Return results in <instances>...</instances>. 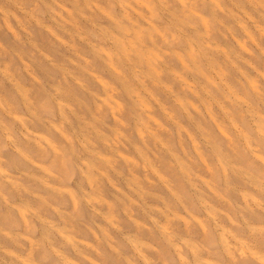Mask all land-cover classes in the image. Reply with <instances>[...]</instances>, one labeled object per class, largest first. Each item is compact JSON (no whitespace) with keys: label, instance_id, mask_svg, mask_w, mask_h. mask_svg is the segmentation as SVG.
<instances>
[{"label":"bare ground","instance_id":"1","mask_svg":"<svg viewBox=\"0 0 264 264\" xmlns=\"http://www.w3.org/2000/svg\"><path fill=\"white\" fill-rule=\"evenodd\" d=\"M3 2L16 11L11 14L0 7L5 30L17 38L6 20L11 14L22 34L30 28L45 38L46 50L60 60L56 64L30 41L37 59L40 54L49 68L35 67L50 72H44L47 80L58 79L52 85L55 94H48L43 107L50 119L45 121L37 114L39 101L35 104L28 95L34 88L39 96V83L26 88L6 67L0 70V162L3 159L29 188L14 182L1 166L0 184L13 189L21 205L28 206L22 193L29 197L37 208L25 211L30 222L51 230L43 229L41 238L48 242L47 235L56 232L70 243L65 231L72 228L68 214L49 207L60 225L39 217L44 197L59 201L66 196L71 216L79 207L85 217V238L99 236L106 263L120 254L112 240L121 238L133 247L141 264H157L154 261L162 256L152 243L167 252L170 264H264V0ZM89 85L111 103L110 126L94 115L104 106ZM19 104L27 119L18 115ZM63 110L74 123L68 134L52 122L57 117L69 124ZM97 124L114 139L110 141ZM39 125L41 131L55 132V142L42 139L44 132L39 136ZM160 133L175 142L173 147ZM135 155L140 163L131 158ZM39 157L48 158L60 177L40 180L33 173L39 169L40 162L35 161ZM137 165L150 174L149 181L163 197L140 187L134 174ZM160 165L165 172L176 173V185L165 178ZM107 171L146 196L140 211L155 209L145 199L158 201L166 226L149 216L147 224L129 218L126 227L132 232L123 233L110 210L124 208L129 200L105 189L104 185L117 189ZM198 184L213 203L204 199ZM167 199L184 215L171 209ZM188 203L197 204L208 223L197 218L192 207L187 209ZM13 204L0 197V238L16 247V238L4 226L31 229L24 211ZM98 218L110 224L114 237L95 223ZM174 222L176 234L168 230ZM189 233L205 238L203 249ZM182 245L189 256L183 255ZM36 247L30 241L25 255L13 256L17 263L4 264H38L30 258ZM146 247L149 258L141 252ZM53 249L50 254L40 251L39 258L46 264L70 263ZM0 250L10 251L1 244ZM124 263L133 264L127 259Z\"/></svg>","mask_w":264,"mask_h":264},{"label":"rangeland","instance_id":"2","mask_svg":"<svg viewBox=\"0 0 264 264\" xmlns=\"http://www.w3.org/2000/svg\"><path fill=\"white\" fill-rule=\"evenodd\" d=\"M0 7L4 8L8 12H10L11 14L16 13L14 7L11 5H8L7 3H4L3 0H0ZM11 14H8V16H7L8 19H6V20L8 22H10L9 24H11V29L15 33H17V38H15V36L13 34L11 35L10 33H8L5 30V28L3 27V20H5L4 19L5 16L0 11V70L3 71L4 67H6L8 69L7 73L9 75H12L16 81L21 83L26 88H29L33 85H37V83H39V90H40L39 96L36 95V91L34 88H31L32 90L29 91L28 95L31 98H33L32 102H34L35 104L38 103V101H39V109L37 110V114L39 115L41 120L42 121H45L46 119L50 120L48 114L45 112V109L43 107L46 105L45 101L48 98V94H52V95L55 94L54 89L52 88V85L55 84L54 82H57L58 79H56V81H53L54 80V77H53L52 80H50V81L47 80L45 77L46 75H44V72H48V73H50V72L46 71V70L41 72L40 70H38L35 67L34 64L39 65V67L43 66L42 68H49L47 63L41 58L40 54H39V59H37V57L35 56L34 49H32L29 46L30 41H32V43H34L39 50L42 49L44 52V55L47 54V56L51 60H54L56 64L60 60L56 55H53L52 52H49L48 51L49 49L46 50L47 49L46 47L48 45L45 42V38L40 37V36L32 33L30 28L27 29L28 30L27 33L24 32V34H22L23 30H21L20 28H18L16 26L14 19H13ZM30 35H31V37H29ZM261 44H262V47L264 48V43L261 42ZM17 55L20 56V58ZM50 68H51V66H50ZM28 73H31V75ZM58 82L61 83L62 85H64V83L62 81H58ZM89 87H90L89 89L92 90L93 92H97V96H98L97 102L101 103L102 106H104L102 108V111L99 114L94 112V115L97 118L100 117L102 120H104L105 123H107L110 126V124H112V123H110L112 121L111 117H110V115L112 113V111L110 110L111 109V107H110L111 103L106 100V96H104L105 94L102 91H97V89H95L94 87H91L90 85H89ZM46 92H47V94H46ZM104 100L106 102V105H104ZM190 100H192V99L190 98ZM192 102H193V100H192ZM193 103H195V102H193ZM18 108L20 109V111H17L18 115L23 116L24 118L27 119L28 116L21 109L22 106L20 104H19ZM80 115H81L82 119H84L88 122L90 121V117L87 116L86 114L80 113ZM63 116L69 121V124L61 123L57 117H52V122L57 126V128L62 129L63 132L68 134L70 131L69 127H74L73 126L74 123L72 120V116L70 115L68 110H63ZM158 118L160 120H162L161 117L158 116ZM182 123L187 128V130H189L191 133H193L195 135V133L191 127L186 125L184 122H182ZM41 126L42 125H39V136L41 135V137H42L43 132H44L45 135H43L42 139L48 138V139L55 142V140H56V138H54V136L56 135L55 132L54 131H51V132L41 131L40 130ZM96 126L101 131L103 130V132H105L106 128L100 126L99 124H97ZM124 129L125 130L127 129L126 124L124 127H122L120 129L121 133H122V130H124ZM105 134L107 135V138L110 139V141L112 139H114L113 135L111 133H108V131H106ZM126 134H127V132H126ZM51 135L53 137H51ZM160 135H161V133H160ZM161 137L163 138V140H165L167 143H169L172 147H173V144H175V142L172 141V139H170L168 137V135L166 136V134H164L163 136L161 135ZM115 139L118 141V139L116 137H115ZM149 144L151 146L152 143L150 142ZM120 150H121V148H120ZM179 153L181 154V152H179ZM131 158L135 162L138 161V163H140L139 160L137 159L136 155L131 157ZM35 161L38 163L39 162L41 163V164L39 163V169H34V171H33V173L37 177H39L40 180L42 179V180L48 182V181H51L50 179H52V177H54V179L56 177H60V174L57 172L55 167L52 166L48 162L49 161L48 158L43 159V158L39 157V159L35 158ZM157 164H159V163H157ZM0 166L8 172L9 177L14 182H16L21 187L29 188V185L25 181H23L21 176L17 175V173H15L12 169H9L4 164L3 159L0 162ZM136 168L137 169H134V174L140 183V187L143 188V190L145 189L146 191L154 192L155 194H158V195L163 197L164 196L163 191H161L154 184L151 183V181H153V180L150 178V174L146 173V171H143L140 168V165H137ZM161 169L163 170L162 166H161ZM192 171H197V169H195L194 166H192ZM163 172H164L163 174H164L165 178L172 180V182L176 185V183L178 182V179L176 177L177 176L176 173H175V175L174 174L171 175L170 173L165 172L164 170H163ZM107 174H108V177L112 180V182L116 185L118 191H117V189L116 190L108 189L107 185H104L105 189L112 191L118 197L124 198L125 201L129 200V205L127 203V206H125L124 208L114 207L112 210H110L111 214L113 215V217H111V218H113L112 220L120 227V229L123 233L129 234L132 232L130 228L126 227L127 219H129V218H133L139 222L147 224L149 222L147 216H149L151 218L156 219L158 221L157 223L159 226H164V227L166 226V222L164 221L162 215L159 213V212H163V211H161L159 209L161 207V204L158 201H156V200L154 201L151 199H145V203H147L149 205H153L152 207H154L155 209L144 208L145 212L140 211V209L138 207H141V204H142L141 201L143 200V198H146V196L138 193L140 191L132 190V189H134V187L129 188V185L126 182L118 179L117 178L118 176L113 175L111 172L107 171ZM207 178H209V177H207ZM150 179H151V181H149ZM198 187H199L200 191L203 192L204 199L206 201H208V203H210V204L213 203L212 199L209 197L207 192L204 191L205 188L200 184H198ZM206 194H207V196H206ZM2 195H4L5 198H8L10 200V204L15 203L12 206H16V207L19 206L20 209L22 211H24V213H23L24 217L26 220H28V223H29L31 230H28V229L25 230V228H23V225H20V224H17V226H15V227L4 226V227H6V230L8 232H11L12 237L16 238V243L18 244V246L15 247L11 243L4 241L3 238H0V244L3 245L6 248V250H8V249L10 250L8 253H6V252L3 253L0 250V264H4L5 262L17 263V260L13 256L15 254L25 255V253H27L28 243L30 241L35 246H37L36 248H34V251L32 252L30 258L33 259V262H36L38 264H46V260H41L39 258V255H38L39 252L46 250V251H49V254H50V250H52V248H55V249H53V251L56 250L59 252V254H61V255L64 254L63 256L66 259H68V263L70 262L69 264H112V263L113 264H125L124 259L129 260L133 264H141V261L139 260L137 254L133 250V247L127 242L126 239H121V238H119V239L115 238L112 240L114 243V247L116 248V250H119L120 254L117 256L112 255V257H109V259L111 260V263H109V262L106 263V261L103 260L101 255H100V253H103L104 249H102V244L97 239L99 236L96 233L94 239L89 238V237L85 238V234H83V229H84V226L86 225L85 217H83L81 213H78L77 210L79 207L78 208L76 207V209H74V211H72L75 216L74 215L71 216L69 204H67V198L68 197H66V196L62 197L59 201L58 200L54 201V199H49L48 197H44L46 203H44L43 205H39V217L46 218L49 221H53L54 224L58 223V225H60L62 223L60 221H58L57 217H55L53 212H52L53 210L50 209L49 207L52 206L54 209H57V210L59 209V211L65 213V214H68V216H69L68 218H70L69 221H70V224L72 225V228L69 227L68 230L66 229L65 231L70 236V240H69L70 243H68L67 240H63L60 236H58L56 234V232H53V235L52 234L47 235L46 239L49 240L48 242L46 240H44L43 238H41L40 232L42 233L43 229H45V231L47 233H51V230L47 231L48 228H44V227L40 228L41 227L40 224H39V227H36V224L34 222H32L33 224L30 222L31 218L29 217V215L25 211L30 210L31 208H33L34 210H37V208L31 203V201L27 200L29 197L27 198V196L25 194L22 193V197L24 200L23 202H28V203H26V204H28V206L27 205L24 206L23 204L21 205L20 203L15 201L16 194H14L13 189H10V187H7V185L2 186V184H0V197ZM167 201H169L168 202L169 207L171 209H173L177 214L184 215V213L179 209L176 202L170 201L168 199H167ZM184 202L185 201L183 200V203ZM187 206H188L187 209L190 208V210H192L191 207L193 208L192 212L195 214V216H197V218L201 219L205 223H208V221H207L208 216H206L204 211L197 208L198 207L197 204L193 205L192 203H188ZM156 208H157V210H156ZM218 209H219V207H218ZM14 213L16 215H18L17 212L14 211ZM125 215H127V216H125ZM15 218L18 219V217H16V216H15ZM95 223L96 224L98 223L97 224L98 226L101 225V226L105 227L107 233L110 236H112V237L115 236L114 231L112 230L110 224L107 221H104V220L102 221L101 219L98 218V219H95ZM175 224H176L175 222L173 224H170L168 230L171 231L172 233L176 234L178 232V230L174 226ZM1 225H2V223H0V228H2ZM33 225L35 227L34 229H33ZM37 228H39V237H38ZM93 231L95 232L94 229H93ZM14 235H16V236H14ZM189 236H191L195 241H197V243L201 249L204 248L205 238H202V237L196 236V235H192L191 233H189ZM139 238L147 239L145 237H139ZM79 241H81V242H79ZM38 242H39V244H38ZM87 242H89V243H87ZM150 245L153 248H156L158 254L162 255L159 260L154 261L155 263H157V264H170L169 260L168 261L166 260L167 252H165V250H163L162 248H159V246L157 244L152 243ZM50 247H52V248H50ZM181 247H182L181 250H182L183 255L189 256V251H187L188 248L184 247V245H182ZM147 248L148 247L143 248L142 250L140 249V250L145 256H147L149 258L150 257L149 254L151 251L148 250ZM75 249L77 251H75ZM37 261H39V262H37ZM219 263L221 264V262H219ZM60 264H63V262H60Z\"/></svg>","mask_w":264,"mask_h":264}]
</instances>
